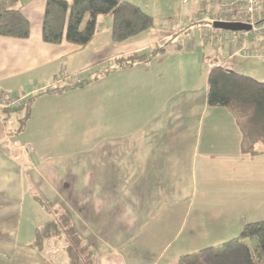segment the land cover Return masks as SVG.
Segmentation results:
<instances>
[{
  "label": "crops",
  "instance_id": "0c3cea01",
  "mask_svg": "<svg viewBox=\"0 0 264 264\" xmlns=\"http://www.w3.org/2000/svg\"><path fill=\"white\" fill-rule=\"evenodd\" d=\"M129 1L153 17L151 27L115 42L111 16L102 17L80 46L44 42L46 0H19L30 35H0V93L27 98L37 85L92 77L121 55L166 50L84 86L38 93L20 130L21 113L0 108V210L12 215L20 195L43 207L38 193L66 206L93 264H180L264 220V153L243 154L233 116L206 101L212 63L264 81V61L232 54L238 43L229 35L227 47L225 36L207 38L209 0H181L177 20L156 18L158 9L170 12L158 0ZM30 243L37 250L28 263L69 264Z\"/></svg>",
  "mask_w": 264,
  "mask_h": 264
},
{
  "label": "trees",
  "instance_id": "16d2710c",
  "mask_svg": "<svg viewBox=\"0 0 264 264\" xmlns=\"http://www.w3.org/2000/svg\"><path fill=\"white\" fill-rule=\"evenodd\" d=\"M19 0H0V35L28 38L30 22L20 10ZM88 16L82 26L84 16ZM101 15L111 16V38L115 42L135 36L153 25V17L139 5L129 0H46L41 22L42 40L58 44L67 41L84 46L98 29ZM166 43L151 49L135 51L117 57L113 64L102 68L92 77L67 82L37 94L22 98L18 105L0 107L21 113L17 130L25 126L33 99L38 93L61 92L95 80L98 74L117 68L144 64L165 52ZM206 101L209 106L224 107L233 116L241 134L240 150L246 155L264 153V81L237 72L222 64L212 63L207 75ZM40 204L52 212L56 219L47 220L35 228L32 245L41 249L44 240L59 232L65 233V251L69 264H93L89 245L74 227L69 215L54 204ZM56 207V208H55ZM61 230V231H60ZM180 264H264V220L247 222L240 233L217 246L202 248L197 253L186 254Z\"/></svg>",
  "mask_w": 264,
  "mask_h": 264
},
{
  "label": "rangeland",
  "instance_id": "374dc122",
  "mask_svg": "<svg viewBox=\"0 0 264 264\" xmlns=\"http://www.w3.org/2000/svg\"><path fill=\"white\" fill-rule=\"evenodd\" d=\"M159 5L164 7H169L170 12L168 11H156V18H159V16H167L169 15L174 20L178 19V15L181 10H183V7L180 5L181 0H158ZM187 9V7H186ZM160 14V15H159ZM109 15H101L99 16V19H102V17H108ZM88 16H84L82 21V26L85 24ZM207 27H209L207 25ZM218 36V35H217ZM220 40L222 37H219ZM228 36H225L222 38L224 47H227L228 42ZM219 40V39H218ZM206 46L205 51L206 52H214L215 49L210 44H204ZM220 49L218 51L225 52V50L222 49V43L220 45ZM223 52V53H224ZM5 93V92H4ZM0 93V94H4ZM14 94V93H13ZM19 95V94H18ZM10 105H7L5 107H8ZM22 138V136H21ZM25 140V139H23ZM28 145V144H25ZM38 196L43 200V198L37 193ZM17 200V211L13 212L12 215H2L4 213L0 210V262L3 264H30L28 263V253H31V249L37 250L36 248H32L29 243L34 241L35 235L34 230L36 227H39L43 223H45L47 220L50 219H56V216L48 211L46 212L43 207H41L39 204L36 206V203H34L30 197V195H20ZM1 202V200H0ZM38 203V202H37ZM56 204L55 206L59 210L65 211L67 214L68 212L64 209L66 206H59V204ZM1 205V204H0ZM41 207V208H40ZM55 207V208H56ZM72 208V207H71ZM69 215V214H68ZM71 219V215H69ZM72 222H74V217L72 216ZM61 231V230H60ZM66 236L65 233L59 232L56 235L50 236L49 238H46L44 240L45 248L41 255H45L47 257L52 258V260H55L54 258L58 257H65V245H66ZM30 243V244H31Z\"/></svg>",
  "mask_w": 264,
  "mask_h": 264
},
{
  "label": "built area",
  "instance_id": "2783aa9c",
  "mask_svg": "<svg viewBox=\"0 0 264 264\" xmlns=\"http://www.w3.org/2000/svg\"><path fill=\"white\" fill-rule=\"evenodd\" d=\"M186 2L187 0H182ZM196 22L205 20L201 14L196 15ZM208 21L211 29L209 39L229 35L238 43L232 54L242 57H258L264 61V0H209ZM215 22L242 23L249 29L226 30L214 26ZM218 35V36H217ZM59 80L35 86L36 91L50 90L58 86ZM23 95L5 92L0 94V107L18 105ZM31 152L30 145L25 146Z\"/></svg>",
  "mask_w": 264,
  "mask_h": 264
},
{
  "label": "water",
  "instance_id": "95a60500",
  "mask_svg": "<svg viewBox=\"0 0 264 264\" xmlns=\"http://www.w3.org/2000/svg\"><path fill=\"white\" fill-rule=\"evenodd\" d=\"M214 26L217 28H223L226 30H243L249 29V25L242 23H224V22H215Z\"/></svg>",
  "mask_w": 264,
  "mask_h": 264
}]
</instances>
